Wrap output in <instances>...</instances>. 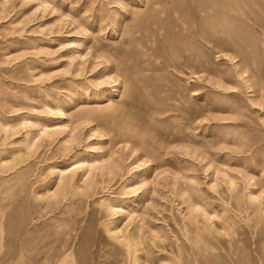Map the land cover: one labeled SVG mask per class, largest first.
<instances>
[{
	"label": "rangeland",
	"instance_id": "374dc122",
	"mask_svg": "<svg viewBox=\"0 0 264 264\" xmlns=\"http://www.w3.org/2000/svg\"><path fill=\"white\" fill-rule=\"evenodd\" d=\"M0 264H264V0H0Z\"/></svg>",
	"mask_w": 264,
	"mask_h": 264
},
{
	"label": "bare ground",
	"instance_id": "6f19581e",
	"mask_svg": "<svg viewBox=\"0 0 264 264\" xmlns=\"http://www.w3.org/2000/svg\"><path fill=\"white\" fill-rule=\"evenodd\" d=\"M63 171H61V173H62Z\"/></svg>",
	"mask_w": 264,
	"mask_h": 264
}]
</instances>
